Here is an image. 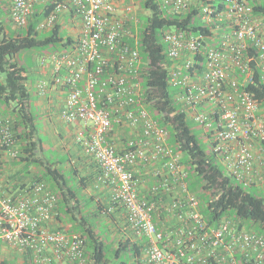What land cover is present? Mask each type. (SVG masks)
Masks as SVG:
<instances>
[{
  "label": "built area",
  "instance_id": "obj_1",
  "mask_svg": "<svg viewBox=\"0 0 264 264\" xmlns=\"http://www.w3.org/2000/svg\"><path fill=\"white\" fill-rule=\"evenodd\" d=\"M6 1L17 28H25L39 7L46 14L38 31L55 23L74 29L70 48L52 52L48 61L41 58L49 74L39 90L65 93L58 118L82 125L75 140L111 188L106 211L122 212L139 246L131 264H264L263 234L231 217L209 222L204 216L198 195L188 189L180 154L167 144L168 130L140 102L137 37L127 26L135 19L134 6L126 3L121 11L119 0ZM158 2L166 14L196 6L202 22L216 24L209 37L163 31L172 61L170 83L178 88L183 113L201 128L227 173L244 187L262 188L264 110L246 87L254 82V68L264 80L263 20L254 16L247 0H228L220 12L199 0ZM131 37L135 46L127 41ZM11 124L0 118V172L5 171L0 174V262L86 264L83 237L49 227L57 216V197L48 183L10 178L21 167L12 163L21 151ZM114 125L129 130L122 148L111 140ZM150 164H156V180L141 193L135 168Z\"/></svg>",
  "mask_w": 264,
  "mask_h": 264
},
{
  "label": "trees",
  "instance_id": "obj_2",
  "mask_svg": "<svg viewBox=\"0 0 264 264\" xmlns=\"http://www.w3.org/2000/svg\"><path fill=\"white\" fill-rule=\"evenodd\" d=\"M199 1L211 5L216 12L224 10L228 4V0ZM247 3L252 7L254 16L264 22V2L247 0ZM142 6L150 11V15L143 24L136 44L141 61L140 102L152 118L168 130L167 144L180 154V163L185 166L187 172L185 181L188 189L196 194L200 191V208L209 222L231 217L242 221L247 229L264 235V196L259 191H264V185L262 188L244 187L226 172L217 156L207 148L206 139L199 132L201 128L183 113L181 103L176 98L178 88L170 83L169 67L172 61L165 53L163 31L179 29L190 34L204 33L209 37L213 34L210 32V26L215 27L216 24L207 25L202 22L196 6L180 14L164 13L158 0H142ZM45 14L46 12H40L37 7L28 25L25 28H17L10 22L7 1L2 0L0 4V72L5 74L4 79L0 81V106L8 108L6 118L12 123L16 144L21 151V155L12 161L14 165L21 167L18 171H11L10 178H27L32 166L39 167V173L31 174V180L50 182L48 185L57 197L56 218L62 224L59 228L66 232H77L83 237L86 264H109V259L105 257L103 239L89 219L103 214L112 217L106 211L107 204H103L96 197V204L91 206L96 199L94 196L82 198L81 184L86 183L88 178L80 176L75 180L77 185H71L72 181L68 180L66 170L64 171L67 158L62 162L39 156L40 151H44L45 140L38 128L36 110L27 88L29 67L20 62L19 54L50 45L68 49L73 43L62 23H55L49 30H37ZM127 26L131 29L132 22H128ZM43 32L47 33L42 36ZM127 41L135 46L134 40L128 38ZM202 59L201 56L197 58L198 69L202 66ZM246 88L263 106L264 80L261 79V71L258 68H254V82ZM63 163L64 169L58 165ZM67 171H71L74 178L77 176L73 166ZM4 173L5 171L0 172ZM126 250H131L132 256L140 252L138 245L130 238L122 236L117 241L115 257L118 258ZM0 264L11 263L1 261ZM23 264L31 262L26 259Z\"/></svg>",
  "mask_w": 264,
  "mask_h": 264
},
{
  "label": "crops",
  "instance_id": "obj_3",
  "mask_svg": "<svg viewBox=\"0 0 264 264\" xmlns=\"http://www.w3.org/2000/svg\"><path fill=\"white\" fill-rule=\"evenodd\" d=\"M127 2L125 0H119L121 11L123 6ZM67 17H65L66 19ZM138 24V20L135 18L132 21L131 32L132 35L136 36L137 31L135 27ZM134 40L133 37L130 38ZM136 39V38H135ZM32 73V72H30ZM35 74V82L32 86V91L29 89L30 100L32 102L33 108L36 110L37 122L42 123V134L47 138L44 143V151H56L61 154V156H67V162L65 170H69L72 166L75 168L76 181L80 176H85L88 178L86 183H82V189L80 190V195L82 198H89L91 196L97 197L103 204H108L111 198V188L105 181H101V171L97 163L88 155L84 148L75 140V134L82 127L81 124H68L62 122L57 115V108L60 101L64 98L65 93L58 92L57 90L48 91L45 95L40 93L39 84L46 79L49 74L47 67L37 66L33 70ZM28 88V87H27ZM8 108L3 109L0 106V118L7 117L4 115ZM129 130L127 128H120L117 125L113 126V132L111 134V140L116 143L118 148H122L126 142V135H128ZM46 141L52 143V145L47 144ZM54 157V156H52ZM156 164L150 165H138L135 168V174L141 179L140 190L144 193L147 187L152 185L156 178L153 175L154 168ZM77 185V184H76ZM96 198V200H97ZM93 204V203H92ZM112 220L116 221L118 229L120 230V238L123 236L125 238H130L133 240V235L125 228L124 218L121 211H116L111 213ZM62 224L56 218L51 221L49 227L59 228ZM119 238V239H120Z\"/></svg>",
  "mask_w": 264,
  "mask_h": 264
},
{
  "label": "rangeland",
  "instance_id": "obj_4",
  "mask_svg": "<svg viewBox=\"0 0 264 264\" xmlns=\"http://www.w3.org/2000/svg\"><path fill=\"white\" fill-rule=\"evenodd\" d=\"M125 1L129 5L134 6V15H135V18L138 20V24L135 27V31H137L136 37L138 40L139 36H140V31H141L142 27L144 26L143 24H144L146 18L150 15V11L143 8L142 0H125ZM63 25H64L63 28H64L66 34L70 35L69 33L71 31H73L74 29L70 26L65 25V24H63ZM46 33L47 32H43L41 35L44 36ZM61 49H62L61 46L50 45V46H45V47H37L33 50H26V51H23L21 54H19V57H21V59H19L20 62L25 64L27 67H29V77H28L27 87L30 91H32V89H33L32 86L34 85L35 77H36L35 74H33V70L37 66L40 65L41 58L46 57V61H48V56L52 52H55V51H58ZM40 67L43 68V66H41V65H40ZM30 72H32V73H30ZM4 76H5V74L0 72V81H2L4 79ZM3 109H6V108H3ZM262 109L264 110V105L262 106ZM6 112H8V110ZM4 115L7 116L6 113ZM37 123H38L37 124L38 128L42 134V123L40 121ZM199 132L201 135L203 134L202 130H199ZM42 136H43L44 140L47 139L45 137V135L42 134ZM46 142H47V144L52 145L51 142H49V141H46ZM206 143H207V148L209 149V151H211V146H210L209 141H206ZM52 146H54V145H52ZM43 150H44V144H43ZM59 152H56L54 150L48 151V152L47 151H40L39 156H42V157L44 156L46 159L51 158V160H58V161H62V162L65 161L67 156H61V154ZM52 156H54V157H52ZM58 165H59V167L64 169V163H63V165H61V164H58ZM39 171H40L39 167L32 166L30 168V176L27 178L23 177V180L24 181L30 180L31 174L32 175L38 174ZM64 171H65V169H64ZM66 171H65V174L67 175L68 180L70 182L72 181L71 185L76 186L77 182L75 181L76 179H74V177L72 176V172L71 171L66 172ZM47 183L50 184V182H48V180H47ZM259 191H260V194L264 196V191L260 190V189H259ZM197 195L200 196V191H198ZM96 202L97 201L95 199L91 206H94L96 204ZM91 206H90V209H91ZM89 219H90V222L92 224H95L96 232L103 239L105 257L109 259V264H131V261L133 258L131 250H126V251L122 252L118 258L115 257V250H116L117 241L120 238V233H119L120 230L118 229L116 221L112 220L109 216L104 215V214L98 215L95 218L90 217Z\"/></svg>",
  "mask_w": 264,
  "mask_h": 264
}]
</instances>
